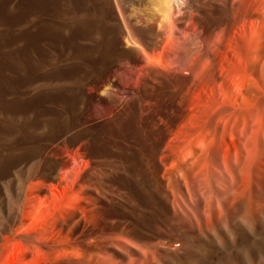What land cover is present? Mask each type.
Segmentation results:
<instances>
[{"label":"rangeland","instance_id":"374dc122","mask_svg":"<svg viewBox=\"0 0 264 264\" xmlns=\"http://www.w3.org/2000/svg\"><path fill=\"white\" fill-rule=\"evenodd\" d=\"M263 237L264 0H0V264H264Z\"/></svg>","mask_w":264,"mask_h":264},{"label":"bare ground","instance_id":"6f19581e","mask_svg":"<svg viewBox=\"0 0 264 264\" xmlns=\"http://www.w3.org/2000/svg\"><path fill=\"white\" fill-rule=\"evenodd\" d=\"M168 1H170V0H168ZM175 6V5H174ZM174 6H173V4L172 3H170V9H171V11H174ZM175 11H176V9H175ZM246 211V212H245ZM242 212H245V213H243L242 214V217H243V220L245 221V224H246V227L249 229V231H251V232H254V233H256L257 231H259V225H261L259 222H257V221H259L258 220V218H259V215L257 216V214H256V212H255V210L254 211H252L251 209H249V208H245V209H243V211ZM175 232V231H174ZM247 234V233H246ZM242 235V237L241 238H249L248 237V235ZM249 234V233H248ZM244 242H246V241H243L242 242V244H240V248H243V247H241V246H243L244 245ZM223 243V245H224V247H225V251H226V253L228 254V251H229V249L231 248V244L230 243H228V242H222ZM244 246H246V245H244ZM246 247H248V246H246ZM245 249V248H244ZM248 249V248H247ZM250 249V248H249ZM252 249H254L255 251H256V256H255V258H257V259H260V257H262L261 256V252L262 251H264V237L261 239V240H259V241H257L256 243H255V245H253L252 246ZM241 250V249H240ZM247 251V250H246ZM241 254V257L240 258H242V260H244V262H249V260H247L246 259V257L243 255V253H239V255ZM248 254H249V252H248ZM262 254H263V252H262ZM251 256V255H250ZM263 258V257H262ZM251 264V263H250Z\"/></svg>","mask_w":264,"mask_h":264}]
</instances>
